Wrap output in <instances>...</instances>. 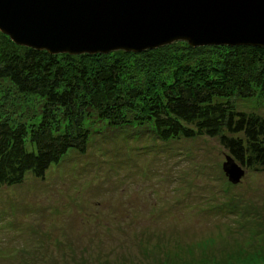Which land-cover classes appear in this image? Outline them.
Segmentation results:
<instances>
[{
    "label": "rangeland",
    "instance_id": "1",
    "mask_svg": "<svg viewBox=\"0 0 264 264\" xmlns=\"http://www.w3.org/2000/svg\"><path fill=\"white\" fill-rule=\"evenodd\" d=\"M87 125L83 153L0 186V264H264V169L232 184L216 138Z\"/></svg>",
    "mask_w": 264,
    "mask_h": 264
},
{
    "label": "trees",
    "instance_id": "2",
    "mask_svg": "<svg viewBox=\"0 0 264 264\" xmlns=\"http://www.w3.org/2000/svg\"><path fill=\"white\" fill-rule=\"evenodd\" d=\"M264 92V47L189 46L51 54L0 32V186L41 177L87 124L101 132L147 125L158 139L216 138L239 165L264 169V114L237 99Z\"/></svg>",
    "mask_w": 264,
    "mask_h": 264
},
{
    "label": "water",
    "instance_id": "3",
    "mask_svg": "<svg viewBox=\"0 0 264 264\" xmlns=\"http://www.w3.org/2000/svg\"><path fill=\"white\" fill-rule=\"evenodd\" d=\"M0 32L48 53L142 51L189 46L264 47V0H0ZM235 184L244 168L225 155Z\"/></svg>",
    "mask_w": 264,
    "mask_h": 264
}]
</instances>
